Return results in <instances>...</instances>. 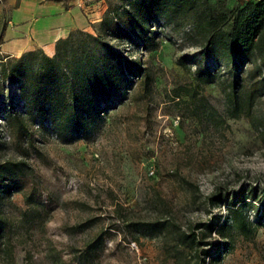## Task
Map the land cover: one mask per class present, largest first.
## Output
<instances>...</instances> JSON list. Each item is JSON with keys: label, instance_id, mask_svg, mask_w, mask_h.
<instances>
[{"label": "rangeland", "instance_id": "1", "mask_svg": "<svg viewBox=\"0 0 264 264\" xmlns=\"http://www.w3.org/2000/svg\"><path fill=\"white\" fill-rule=\"evenodd\" d=\"M44 1L0 0V63L13 52L19 8ZM64 1L88 16L100 0ZM149 25L147 40L116 46L148 66L150 86L136 82L82 135L64 137L28 114L19 129L9 116L26 112L24 100L0 71V159L24 164L4 190L0 264H198L202 249L206 264H264V94L244 95L235 116V71L202 56L186 27L162 15ZM251 70L237 73L245 88ZM233 205L251 231L223 227Z\"/></svg>", "mask_w": 264, "mask_h": 264}, {"label": "trees", "instance_id": "2", "mask_svg": "<svg viewBox=\"0 0 264 264\" xmlns=\"http://www.w3.org/2000/svg\"><path fill=\"white\" fill-rule=\"evenodd\" d=\"M217 2L222 1H111L93 31L71 30L57 40L54 54L35 48L19 56L1 58V74L17 83L26 111L11 110L9 118L19 123V129L27 128L23 123L26 114L34 120L49 121L56 133L64 137L90 131L91 124L108 108H115L127 98L136 82L150 86L148 66L140 58L124 55L116 43L147 40L151 33L149 23L161 15L177 28L186 27L200 45L202 56L235 71L227 100L234 115L240 116L245 96L251 100L264 94V0H245L226 8H219ZM248 64L256 72L251 70L250 85L245 88L244 80L248 78L237 73ZM23 169L22 161L0 159V239L6 227L2 213L4 190L12 192ZM229 216L223 220V227L229 225V220L239 221L243 230L251 231L239 207L229 208ZM216 220L220 222L221 216H216ZM201 252L202 261L198 264H206L211 252Z\"/></svg>", "mask_w": 264, "mask_h": 264}, {"label": "crops", "instance_id": "3", "mask_svg": "<svg viewBox=\"0 0 264 264\" xmlns=\"http://www.w3.org/2000/svg\"><path fill=\"white\" fill-rule=\"evenodd\" d=\"M34 6L33 9L19 8V19L12 21L16 26L9 31L13 36L9 44L13 48L10 55L19 56L35 48L54 54L59 38L67 36L73 29L88 28V22L100 20L107 4L100 0L88 16L76 2L67 4L64 0H46Z\"/></svg>", "mask_w": 264, "mask_h": 264}]
</instances>
